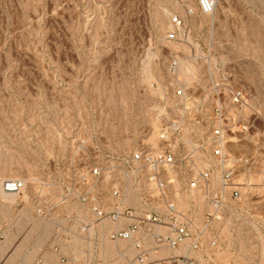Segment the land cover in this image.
<instances>
[{"label":"built area","instance_id":"2783aa9c","mask_svg":"<svg viewBox=\"0 0 264 264\" xmlns=\"http://www.w3.org/2000/svg\"><path fill=\"white\" fill-rule=\"evenodd\" d=\"M218 3L197 0L188 10L213 17ZM169 22L172 94L161 99L155 141L118 151L81 137L58 174L2 181L5 194L33 206L28 215L17 210L9 228L34 230L31 246L61 262L264 264V193L248 191L264 175V117L218 52L184 31L185 14L176 10ZM241 134L255 138L250 152H235ZM246 247L262 251L250 260Z\"/></svg>","mask_w":264,"mask_h":264},{"label":"rangeland","instance_id":"374dc122","mask_svg":"<svg viewBox=\"0 0 264 264\" xmlns=\"http://www.w3.org/2000/svg\"><path fill=\"white\" fill-rule=\"evenodd\" d=\"M196 3L0 0V264H70L31 246L34 230L15 229L17 210L28 215L33 206L7 198L4 179L62 171L81 137L118 151L155 141L161 99L172 94L164 69L177 48L166 39L172 12L185 14L184 31L218 52L224 70L245 86L251 111L264 117V0H219L213 17L190 13ZM240 136L235 152L255 148V138ZM251 182L248 191L264 193L263 174ZM235 250L241 259V247ZM243 250L250 260L262 251ZM40 255L47 261L38 262Z\"/></svg>","mask_w":264,"mask_h":264},{"label":"crops","instance_id":"0c3cea01","mask_svg":"<svg viewBox=\"0 0 264 264\" xmlns=\"http://www.w3.org/2000/svg\"><path fill=\"white\" fill-rule=\"evenodd\" d=\"M94 264H97V263H94ZM106 264H120L119 261H112V262H108Z\"/></svg>","mask_w":264,"mask_h":264},{"label":"bare ground","instance_id":"6f19581e","mask_svg":"<svg viewBox=\"0 0 264 264\" xmlns=\"http://www.w3.org/2000/svg\"><path fill=\"white\" fill-rule=\"evenodd\" d=\"M7 169H10V170H11L12 168H11V167H8V168H6V170H7ZM1 194H2V193H1ZM5 195L7 196V195H10V194H5ZM11 195H13V194H11ZM2 196H4V195H2ZM11 197H12V196H11ZM13 197H14V196H13ZM7 198H8V196H7Z\"/></svg>","mask_w":264,"mask_h":264}]
</instances>
